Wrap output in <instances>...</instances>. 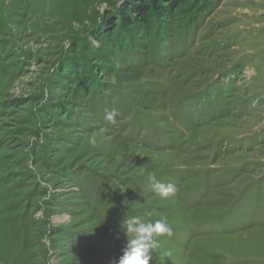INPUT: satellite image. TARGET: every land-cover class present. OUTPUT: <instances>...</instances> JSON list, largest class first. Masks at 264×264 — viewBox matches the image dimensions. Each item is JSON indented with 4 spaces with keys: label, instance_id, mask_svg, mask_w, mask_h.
<instances>
[{
    "label": "rangeland",
    "instance_id": "1",
    "mask_svg": "<svg viewBox=\"0 0 264 264\" xmlns=\"http://www.w3.org/2000/svg\"><path fill=\"white\" fill-rule=\"evenodd\" d=\"M201 3L0 0V264H264V0Z\"/></svg>",
    "mask_w": 264,
    "mask_h": 264
},
{
    "label": "clouds",
    "instance_id": "2",
    "mask_svg": "<svg viewBox=\"0 0 264 264\" xmlns=\"http://www.w3.org/2000/svg\"><path fill=\"white\" fill-rule=\"evenodd\" d=\"M116 116L117 112L113 109L104 118L109 123H115ZM90 143H96L95 136L90 138ZM151 179L155 181L154 176ZM153 187L165 199L175 192V185L172 183L156 182ZM122 226L126 235H131L132 238L127 239V245L115 264H150L152 252L159 246L158 238L165 234L171 235V228L163 217L154 222H144L140 217L133 216L124 220Z\"/></svg>",
    "mask_w": 264,
    "mask_h": 264
},
{
    "label": "trees",
    "instance_id": "3",
    "mask_svg": "<svg viewBox=\"0 0 264 264\" xmlns=\"http://www.w3.org/2000/svg\"><path fill=\"white\" fill-rule=\"evenodd\" d=\"M185 1L186 0H130L131 5L128 7L132 9V14L136 15L138 17V20H140H137L136 23L139 25L141 24L142 27L150 31L154 30V26L159 25V22L157 21L155 16L159 18L160 16L165 15V12L168 11V9L173 10L177 5H179L180 3H184ZM220 1L221 0H200V3L202 2L200 6L203 7L202 10L204 12L208 11L210 8L212 9V7L219 4ZM165 4H167V10ZM97 110L101 113L100 109Z\"/></svg>",
    "mask_w": 264,
    "mask_h": 264
}]
</instances>
